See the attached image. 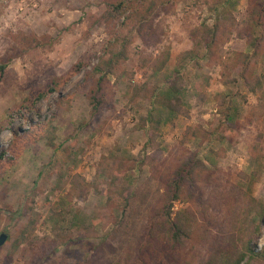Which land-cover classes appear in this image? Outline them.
<instances>
[{
	"label": "rangeland",
	"instance_id": "obj_1",
	"mask_svg": "<svg viewBox=\"0 0 264 264\" xmlns=\"http://www.w3.org/2000/svg\"><path fill=\"white\" fill-rule=\"evenodd\" d=\"M262 4L137 0L107 21L105 0H0V264H206L238 206L264 252ZM189 160L176 243L157 213Z\"/></svg>",
	"mask_w": 264,
	"mask_h": 264
},
{
	"label": "trees",
	"instance_id": "obj_2",
	"mask_svg": "<svg viewBox=\"0 0 264 264\" xmlns=\"http://www.w3.org/2000/svg\"><path fill=\"white\" fill-rule=\"evenodd\" d=\"M136 1L137 0H131V1L105 0V5L107 9L104 14V19L107 21H112L118 19L119 17L129 12L130 10L131 12H133V7H131V4L132 5L135 4ZM229 1L230 0H223L224 3H227ZM260 1L262 0H259V2ZM253 12H254L253 16H257L258 20L259 18L264 17V4H262V6L259 9L255 7ZM151 34L154 35V32H151ZM254 55L256 56L257 53L255 52ZM169 58H170V52L168 50L164 51L161 57L159 58V61L157 60L158 65L154 66L155 70L156 71L162 70V68L165 67V65L169 61ZM5 68L6 65H1L0 73H3ZM104 78L105 77L102 75L99 78V83L102 82ZM170 89L173 92H176V89L173 86L170 87ZM54 90H55L54 87H50L49 92ZM44 96L45 93H41L37 95L34 100L35 101L34 103L42 99ZM170 98L171 96L165 95L164 97L161 98L160 104L164 105V107H167L169 111L179 112V107H180L179 99L178 98L174 99V101L168 100ZM171 102H176V103L172 104ZM94 109L95 110L97 109L95 104H94ZM199 165L202 166L203 168V164H201L199 160H196L194 163H192L189 160V161H185L181 165L176 166L172 177L168 180L164 188L165 191L163 194L162 203L158 209L157 215L159 217H162L165 220V222H167L170 225L169 238L176 243H180L181 240H183L185 237H188L189 234L192 233L193 222H192V217L180 219V215H183L180 213L178 214L179 217H177V219L173 221L171 219L173 204L175 201H177L180 198V194L182 191V187L184 186L185 180H187L188 176H190L192 173H194L196 169H198ZM246 198H247L248 210L254 209L255 215H257V217L261 222L262 219H264V208H262L261 202L255 200L250 196H246ZM250 207L251 209H249ZM185 214H188V212H186ZM234 226H235V240H238V242H234L231 240L232 245L230 246V249L226 252L227 255H225L224 257H221L223 254H220V252L216 250L213 256L209 257L206 264H251L252 261L255 259H258V261H264V252L255 253L253 247L256 243V240L260 236V227L258 224L253 222L252 219L249 217V212L243 210L241 206H238L235 209ZM151 231L152 228L150 232Z\"/></svg>",
	"mask_w": 264,
	"mask_h": 264
},
{
	"label": "water",
	"instance_id": "obj_3",
	"mask_svg": "<svg viewBox=\"0 0 264 264\" xmlns=\"http://www.w3.org/2000/svg\"><path fill=\"white\" fill-rule=\"evenodd\" d=\"M6 235L5 234H1L0 235V247L3 245V243L5 242L6 240Z\"/></svg>",
	"mask_w": 264,
	"mask_h": 264
},
{
	"label": "crops",
	"instance_id": "obj_4",
	"mask_svg": "<svg viewBox=\"0 0 264 264\" xmlns=\"http://www.w3.org/2000/svg\"><path fill=\"white\" fill-rule=\"evenodd\" d=\"M234 2V6H235V1H233Z\"/></svg>",
	"mask_w": 264,
	"mask_h": 264
}]
</instances>
